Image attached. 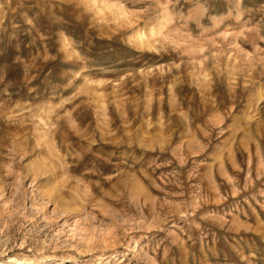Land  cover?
Instances as JSON below:
<instances>
[{
  "label": "rangeland",
  "instance_id": "1",
  "mask_svg": "<svg viewBox=\"0 0 264 264\" xmlns=\"http://www.w3.org/2000/svg\"><path fill=\"white\" fill-rule=\"evenodd\" d=\"M0 264H264V0H0Z\"/></svg>",
  "mask_w": 264,
  "mask_h": 264
},
{
  "label": "bare ground",
  "instance_id": "2",
  "mask_svg": "<svg viewBox=\"0 0 264 264\" xmlns=\"http://www.w3.org/2000/svg\"><path fill=\"white\" fill-rule=\"evenodd\" d=\"M21 259H18V258H15V257H12L11 258V261H14L15 263H18L20 262Z\"/></svg>",
  "mask_w": 264,
  "mask_h": 264
}]
</instances>
